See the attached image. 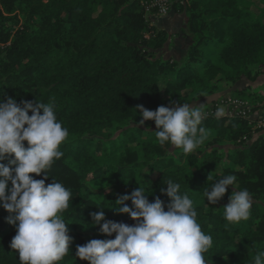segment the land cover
<instances>
[{
	"label": "trees",
	"instance_id": "trees-1",
	"mask_svg": "<svg viewBox=\"0 0 264 264\" xmlns=\"http://www.w3.org/2000/svg\"><path fill=\"white\" fill-rule=\"evenodd\" d=\"M143 1L0 0V102L52 103L69 132L63 156L45 179L46 186L60 182L72 194L61 214L70 251L58 264H88L76 256L78 245L114 239L115 233L99 232L91 213L134 224L111 208L139 186L149 202L159 197L167 210L170 198L161 188L169 179L192 199L197 222L212 236L205 264H253L264 251V131L242 116L217 118L209 110L227 95L208 98L243 78L247 87L231 96L246 100L252 112L264 107V0H257V14L246 0H171L168 13L185 18L176 49L168 31L153 23L160 16L146 13ZM167 45L174 55L165 54ZM189 102L202 104L207 130L189 154L161 145L154 121L139 124L138 105L154 111ZM30 175L39 180L45 174ZM227 175L236 181L209 204L205 190ZM245 189L253 201L249 218L226 221L230 195ZM8 215L0 207V264H20L10 248L15 226Z\"/></svg>",
	"mask_w": 264,
	"mask_h": 264
},
{
	"label": "clouds",
	"instance_id": "clouds-1",
	"mask_svg": "<svg viewBox=\"0 0 264 264\" xmlns=\"http://www.w3.org/2000/svg\"><path fill=\"white\" fill-rule=\"evenodd\" d=\"M137 108L142 116L139 124L154 121L161 145L167 142L189 154L207 138L201 126L202 104L162 105L154 111L142 105ZM223 115L225 109L218 108L215 116ZM68 136L52 103L34 106L22 100L17 104L11 97L0 102V207L9 213L6 222L15 226L10 248L18 253L20 264H58L70 251L68 224L61 214L68 209L72 194L60 182L45 185L46 170L63 156L60 146ZM42 172L44 178L39 180L30 175ZM235 181L234 175L215 180L205 190V199L216 204ZM165 184L161 193L170 198L167 210L159 197L149 202L140 186L118 197L111 209L127 214L135 222L132 225L106 220L103 211L91 213L99 232L109 237L115 233V237L78 245L76 256L88 264H205L212 236L202 231L193 201L180 192L181 185L171 179ZM126 201H131V207ZM252 203L248 190H234L223 207L224 218L233 223L247 220ZM253 264H264V251L255 254Z\"/></svg>",
	"mask_w": 264,
	"mask_h": 264
},
{
	"label": "built area",
	"instance_id": "built-area-1",
	"mask_svg": "<svg viewBox=\"0 0 264 264\" xmlns=\"http://www.w3.org/2000/svg\"><path fill=\"white\" fill-rule=\"evenodd\" d=\"M171 0H144L141 2L146 13L150 14L153 12L156 16H166L169 11V4ZM218 106L225 107L226 115L242 116L246 118L249 122H253V129L264 131V107L258 111H251L250 104L241 98L234 96H226L225 98H220L214 109H210V113H215Z\"/></svg>",
	"mask_w": 264,
	"mask_h": 264
},
{
	"label": "crops",
	"instance_id": "crops-1",
	"mask_svg": "<svg viewBox=\"0 0 264 264\" xmlns=\"http://www.w3.org/2000/svg\"><path fill=\"white\" fill-rule=\"evenodd\" d=\"M153 23H155L158 26L164 27L168 31V33L174 39L172 41V43L174 42L175 46H173V47H175V49H176L178 47L176 45L177 40H178L176 38V35L180 32V29L185 24L184 16L176 14V13H173V12H169L166 16L154 17L153 18ZM166 50H168V47L166 48ZM172 50H173V48H172ZM246 87H247V83L242 78L230 90H227V91H225V92H223L221 94H216L214 96H211L210 98H208V101L213 100V99L215 100L216 98H218L220 95H223V94H226L227 96L228 95L230 96V95H232L234 93V91L244 90ZM221 107H223L225 109L224 106H218V108H221Z\"/></svg>",
	"mask_w": 264,
	"mask_h": 264
},
{
	"label": "rangeland",
	"instance_id": "rangeland-1",
	"mask_svg": "<svg viewBox=\"0 0 264 264\" xmlns=\"http://www.w3.org/2000/svg\"><path fill=\"white\" fill-rule=\"evenodd\" d=\"M247 2H249L250 4H251V10L254 12V13H258V10L261 8V5H260V3L257 1V0H246ZM177 40V39H176ZM167 47H168V50H165L166 52H165V54L169 51H171V53L170 54H172V55H174V52H172V50H171V48H170V45L168 46L167 45ZM166 47V48H167ZM164 54V55H165ZM175 54H176V52H175ZM264 90V86H262L261 87V91H263ZM190 95H189V93H186V98H188ZM197 102H189V104L190 105H192V106H196L197 104H196Z\"/></svg>",
	"mask_w": 264,
	"mask_h": 264
}]
</instances>
